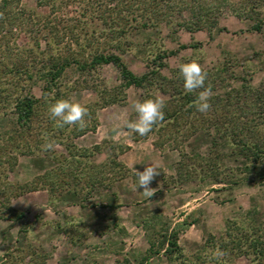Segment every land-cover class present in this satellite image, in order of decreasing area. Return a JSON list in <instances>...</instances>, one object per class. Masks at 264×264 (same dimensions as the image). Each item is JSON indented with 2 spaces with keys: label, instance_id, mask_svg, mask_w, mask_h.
Listing matches in <instances>:
<instances>
[{
  "label": "rangeland",
  "instance_id": "374dc122",
  "mask_svg": "<svg viewBox=\"0 0 264 264\" xmlns=\"http://www.w3.org/2000/svg\"><path fill=\"white\" fill-rule=\"evenodd\" d=\"M113 3L114 0H12L10 9L17 16L15 24L3 25L0 20V190L4 196V204L0 206V264H55V261L61 264H116L117 261L119 264H177L178 261L170 263L164 254L167 247L164 239L170 234L175 233L178 245L191 260L205 239L209 235L224 234L229 222L246 226L252 224V219L264 220V180L256 178L253 171L243 170V164L250 157L228 155L231 148L222 145L224 162L220 159L221 166L216 170L202 172L198 170V156L214 151L209 138L201 132L184 138L185 132L181 129L175 139L163 141L167 132L159 136L155 131L166 125V121L143 137L127 128L128 122L137 119L133 104L148 98L157 86L156 80L142 87H122L120 71L111 63L102 64L96 73H81L72 64L57 79L58 96L49 92L43 98L41 93L45 85L42 59L53 56L60 63L59 58L76 51L75 38L80 43L86 41L87 48L83 50L87 55L96 48L114 51L137 76L148 69L156 55L175 51L174 55L162 59L166 65L162 72L167 77L180 64L190 61L198 62L204 70L228 62V70L236 80H227L225 87H237L243 78L250 86L258 87L264 76V0H202L198 10L201 13L207 10L204 17L216 18V25L204 22L200 30L195 26L176 30L162 20L157 27L133 29L132 23V30L107 46L104 34L95 24L101 11L105 7L112 9ZM251 4L255 20L244 18ZM184 19L190 23L185 11ZM254 22L262 23L261 30L252 29ZM53 39L59 43L49 50L47 44ZM89 42L94 44L88 46ZM115 43H120L119 48L114 49ZM18 61L30 68L32 80L25 74L13 78L7 72ZM20 86L25 89L20 90ZM25 93L40 97L44 104L32 118L30 127L16 133L14 101L17 95ZM154 94L166 99L157 92ZM114 96L119 100L110 101ZM58 99H72L85 105L87 127L83 130L69 125L57 128L48 108ZM49 126L55 129L51 140L56 147L44 151L45 133L40 128L45 130ZM77 131L79 135L75 134ZM69 148L81 157L83 171L78 174L81 185L88 182L87 172H102V165H108L103 172L108 175L118 201H122L118 208L108 207L114 198L101 188L82 202L74 200L66 191L50 193V173L59 169L58 159L69 156ZM143 151L148 163L158 166L160 172L149 185L156 189L149 198L144 196L141 187L133 190L136 177L132 168L122 161L123 157L131 161ZM115 155L127 170L112 164L109 167L108 160ZM180 161L185 165L182 177L177 170ZM263 164L257 162L254 168ZM223 165L228 170H222ZM95 168L98 171H93ZM215 173H220L217 175L224 180L216 181ZM76 204L86 206L88 221L71 220V217L68 222L65 220L67 215L77 213L78 208L73 206ZM20 213L22 216H15ZM65 214L63 219L61 216ZM61 219L66 223L60 224ZM57 223L61 226V237L53 235ZM151 241L154 247H150ZM225 264L249 262L243 255H232Z\"/></svg>",
  "mask_w": 264,
  "mask_h": 264
},
{
  "label": "trees",
  "instance_id": "16d2710c",
  "mask_svg": "<svg viewBox=\"0 0 264 264\" xmlns=\"http://www.w3.org/2000/svg\"><path fill=\"white\" fill-rule=\"evenodd\" d=\"M12 0H0V20L8 25H14L16 15L10 9V2ZM202 0H114L112 9L105 7L98 15V23L95 24L99 27L100 33L104 34V43L110 45L113 41L117 42V39L124 36L126 32L132 30L130 27L133 23V29H143L149 26L157 27L160 25L162 20H165V24H171L172 29H178V27L185 26L186 28H192L195 26L196 29L200 30L204 28V22L216 25V18L210 19L204 17L206 11H199ZM198 4V5H197ZM194 10H198L196 13ZM115 15L113 12H115ZM184 11L188 14L190 23L184 19ZM251 12H253V6L248 9L245 19H253ZM171 14V15H170ZM114 15V16H113ZM172 16V17H171ZM94 18V17H93ZM255 20V19H253ZM260 22H254L252 29L261 30ZM76 51L71 54L61 57V62H57L55 57H50L41 64L43 71L44 86L42 87L43 98L49 95V92H54L56 96L60 93V89L57 85V79L60 77L62 71L66 66L75 64L77 70L81 73L95 72L102 64H113L120 71V77L123 81L120 86L128 87L135 85L142 87L144 85H151L153 80H156V88L152 93L147 95V99H156L157 92L160 95L166 97L165 106L163 108L164 119L161 122L153 125L154 128L163 124L155 133L159 136L164 132H167L168 136L164 135V140H173L175 135L182 129L184 130V138L192 136L196 132H201L204 136L208 137L212 153L210 150L205 156H198V170L202 172L216 170L217 167L221 166L219 160L222 152L220 147L222 145L229 146L228 155H238L245 158L250 157L247 163H244V171L254 172L256 178L264 180V164L262 167L258 166L254 168L255 164L264 162V76L261 84L258 87H252L248 84L245 78L241 79L242 82L239 86H226V81L236 80L232 71L228 70V62L218 63L215 67L207 72V79L205 81V87L211 85L213 95L209 101L211 108L207 113H200L194 106L198 93L203 89H197L192 93H187L183 87V78L180 75L179 67L174 69V73L167 77L163 74L162 70L166 66L163 58L166 56L174 55L175 51L169 53H161L151 59V65H148V69L141 75H135L129 70L123 61L122 57L116 54L114 51L106 49H97L89 51L90 53H84L83 49L87 48V43H80L75 38ZM59 41L53 39L49 42L48 49L52 50L53 45H58ZM94 43L89 42L88 46ZM114 49L119 48L120 43H115ZM49 60V61H48ZM231 67V66H230ZM8 73L13 78H17L19 74H25L29 80L33 79V74L30 73V68L24 63H16V65L10 66L7 69ZM96 75V74H95ZM40 76V74H39ZM238 79V78H237ZM231 81V82H232ZM230 82V83H231ZM227 88V89H226ZM25 89L24 86H20V90ZM224 89V90H222ZM119 98L114 96L110 97V101L116 102ZM144 100V99H143ZM44 104V100L40 97H32L29 93L23 95H17L14 101V112H15V128L14 132L24 127H30L32 118L38 113L39 107ZM76 129L77 127L74 126ZM40 131L45 133L51 140L53 138L55 129L51 126ZM211 129L213 131H211ZM163 131V132H162ZM161 133V134H160ZM76 135L80 134V131L75 132ZM139 136V135H138ZM137 138V137H136ZM186 140V139H184ZM162 141V142H163ZM41 142V140L39 141ZM45 142V140L43 141ZM157 144V143H155ZM162 144V143H160ZM66 148L70 147V144H64ZM68 157L62 156L57 161L59 162V169L52 170L50 177H52L48 190L51 194L54 192L66 191L73 195L74 200L82 202L92 196L98 189L107 191L112 194L114 201L108 203V207L112 209L118 208L122 201H118V196L114 193V188L111 186V182L108 181V175L103 170L106 166L104 163L101 170L98 169L86 174L87 184L81 185L79 173L83 171L81 168V157L77 153H74L72 148H69ZM225 154V155H227ZM90 157L89 154H86ZM84 156V155H81ZM118 155L109 158V167L112 166L120 167L127 170L124 165L118 162ZM80 157V158H79ZM196 159V158H195ZM182 161V160H181ZM178 164L177 170L183 171V162ZM202 161V163H201ZM219 163V164H218ZM65 165V167L63 166ZM185 166V165H184ZM91 167V166H90ZM89 167V168H90ZM197 168V167H196ZM235 168V167H234ZM121 169V170H122ZM228 168L223 165L222 170L226 171ZM108 170V169H107ZM237 170V168H236ZM119 173V171H117ZM187 172V171H186ZM186 172H184L186 174ZM49 173L47 175H49ZM183 174V173H182ZM220 173L214 174L216 181L222 182ZM47 175L44 178H47ZM189 173L187 174V176ZM213 175V174H212ZM186 176V177H187ZM43 178V177H42ZM231 180L230 182H234ZM110 182V183H107ZM236 183V182H235ZM107 184V186H106ZM68 186H73L72 189H66ZM55 187L60 188L58 190ZM58 195V194H56ZM2 190H0V206L3 203ZM11 213L13 210L9 208ZM2 213V209H1ZM22 214H17V216ZM252 224L246 226L238 225L236 222H229L224 234L219 236L209 235L202 245L200 251L194 256L193 259L188 260L186 255L183 253L181 247L178 245L175 233L170 234L166 240L167 247L164 250V254L170 263L177 262V264H225L229 257L243 255L247 258L249 264H264V220L256 221L252 219ZM165 237V236H164ZM164 243V242H163ZM155 244L151 241L150 247H154ZM159 248H157L158 250ZM216 250H220L224 255L220 258H215L214 253ZM159 251H156L158 253ZM116 264H119L117 261Z\"/></svg>",
  "mask_w": 264,
  "mask_h": 264
},
{
  "label": "clouds",
  "instance_id": "9594fccd",
  "mask_svg": "<svg viewBox=\"0 0 264 264\" xmlns=\"http://www.w3.org/2000/svg\"><path fill=\"white\" fill-rule=\"evenodd\" d=\"M179 72L183 78V87L187 93H192L197 89H203L198 93L194 106L200 113H207L211 104L209 103L213 92L211 85L205 87L207 72L196 61H190L179 65ZM165 101L162 98L137 100L133 104V108L137 113V119L127 123V128L132 133H137L140 136H146L152 131L153 125L163 121V108ZM49 115L55 121L57 128H63L65 125L76 126L80 130L87 127L85 117L88 115V108L80 102L72 99H58L48 108ZM45 143L42 145V150H53L56 145L50 140L47 135L44 137ZM133 174L136 177V183L133 185V190H137V186L143 189V194L146 197H152L156 189L150 188L149 185L155 176L159 175L158 166L149 164L143 171H137L132 165ZM224 253L216 250L215 258H220Z\"/></svg>",
  "mask_w": 264,
  "mask_h": 264
},
{
  "label": "crops",
  "instance_id": "0c3cea01",
  "mask_svg": "<svg viewBox=\"0 0 264 264\" xmlns=\"http://www.w3.org/2000/svg\"><path fill=\"white\" fill-rule=\"evenodd\" d=\"M150 147V146H149ZM123 155V154H122ZM120 158H122V156H120ZM147 158H146V152H141V154H139V156L138 157H132V159H131V161L129 160V159H126V158H124L123 157V159H122V161H124L125 162V164L126 165H128L130 168H132V165L134 164V168L137 170V171H143L144 170V168L146 167V166H148V160H146ZM132 170H133V168H132ZM105 203V202H104ZM74 207H77L78 208V211H77V213L75 212V213H72V214H69V216L67 215V219H65L66 218V214L65 215H63V216H61L63 219H65L66 221L68 220V219H70V217H71V220L72 219H78V220H83L84 221V219H85V217H86V215L88 214V212L87 213H85V207L86 206H81V205H79V204H76V205H73ZM93 208H98L97 206L95 207H93ZM90 210H92V208L90 209ZM96 211V210H95ZM96 213V215H97V217H99V215H98V213L97 212H95ZM69 217V218H68ZM87 219V221L89 220V218H86ZM85 219V220H86ZM62 220V219H61ZM68 222V221H67ZM63 223H66V222H64L63 220H62V222H60V224H63ZM55 227H56V231L55 230H53V235H61L62 236V230H61V226L59 225V223H57V224H55ZM60 236V237H61ZM55 264H61V263H59L58 261H55Z\"/></svg>",
  "mask_w": 264,
  "mask_h": 264
}]
</instances>
